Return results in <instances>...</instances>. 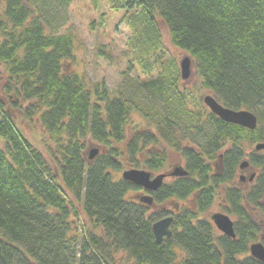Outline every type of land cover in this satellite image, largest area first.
I'll return each mask as SVG.
<instances>
[{
  "label": "trees",
  "instance_id": "1",
  "mask_svg": "<svg viewBox=\"0 0 264 264\" xmlns=\"http://www.w3.org/2000/svg\"><path fill=\"white\" fill-rule=\"evenodd\" d=\"M71 2L0 0V264H124L126 256L125 264H263L250 246L264 244L255 219L264 218V150L256 149L264 142V0H107L129 11L132 66L160 68L148 86L163 98L172 92L155 112L68 67ZM158 20L194 58L202 87L226 107L253 111L256 129L218 118L202 96L199 109L189 106L177 68L163 72ZM136 111L145 126L128 138ZM17 114L42 126L51 162ZM90 142L107 154L90 160ZM166 146L184 158L187 175L164 182L147 205L129 194L143 188L113 171L123 157L129 169L163 168ZM244 159L257 170L251 182L239 175ZM216 202L234 216L235 238L206 217ZM167 214L173 236L158 244L152 226Z\"/></svg>",
  "mask_w": 264,
  "mask_h": 264
},
{
  "label": "rangeland",
  "instance_id": "2",
  "mask_svg": "<svg viewBox=\"0 0 264 264\" xmlns=\"http://www.w3.org/2000/svg\"><path fill=\"white\" fill-rule=\"evenodd\" d=\"M104 13V24H100L101 15ZM129 11H113L107 6V0H72L70 6L67 9L65 17L67 19L64 24L65 29L70 27L76 34L74 55L73 58L66 62L69 68L76 71L81 75H85L91 82L103 81L106 83L110 92L113 94H121V96L131 100L134 99L138 106L143 111H160L164 110L165 97H170L172 92L165 93L164 98L161 97L154 89L149 88L148 83L157 78L158 70L160 68H154V70L148 74H145L143 68L139 65L132 66L131 53L129 56L125 54L127 50L128 37L130 35V28L124 18L127 17ZM159 27L162 33L164 46L167 49L166 55V68L163 70L166 74H170L171 70L177 68L178 84L186 94L191 93L193 96L188 95V103L191 108H198L199 98L205 95L213 93L202 87L201 78L196 73L194 58L190 53L173 45L170 40L167 26L158 20ZM185 57H190L193 62L191 67V75L188 79L181 77L180 62ZM174 68L171 67L172 64ZM132 67V68H131ZM176 71V70H174ZM5 80L4 74L0 69V93H3L2 87ZM156 91V92H154ZM190 110H192L190 107ZM202 106V104H201ZM204 106H206L204 104ZM203 107V106H202ZM184 115V114H183ZM20 127L24 134L38 147L46 156L49 162L51 159L48 156V152L45 149L46 137L42 130V126L37 122L28 121L23 119L17 114ZM131 124L127 126L128 138H131L134 134L133 128H140L145 126V118L142 112H134L131 117ZM186 119V118H185ZM167 147V146H166ZM168 148V147H167ZM166 148V149H167ZM95 158L104 154H107V150L102 148L95 142L88 143V156L92 151H95ZM168 158L166 165L156 171H147L152 173V177H155L162 173H170L176 167H185L184 158L176 151L168 148ZM119 160V164L116 170H114V178H122L123 171L129 169V159L123 157ZM246 160L244 159L243 162ZM143 168V167H142ZM256 169L253 167H245L241 170L239 175L250 176L252 173H256ZM172 181V177H167L164 182L168 183ZM248 184V182H247ZM130 195L143 194L140 190H131ZM161 206L168 208L170 206L167 202L161 203ZM224 213L219 203L216 202L207 212L206 217L212 220L211 217L215 213ZM226 213V212H225ZM164 217V216H162ZM232 219H235L231 215ZM257 222L261 225L262 232H264V218L256 216ZM173 226V225H172ZM172 228V227H171ZM173 230V229H172ZM219 231V230H218ZM222 233V232H221ZM123 263H126L127 256L124 258Z\"/></svg>",
  "mask_w": 264,
  "mask_h": 264
},
{
  "label": "water",
  "instance_id": "3",
  "mask_svg": "<svg viewBox=\"0 0 264 264\" xmlns=\"http://www.w3.org/2000/svg\"><path fill=\"white\" fill-rule=\"evenodd\" d=\"M193 65L190 57H185L180 62L181 77L185 80L191 75V67ZM204 103L210 108V110L216 114L220 119L249 128L251 130L256 129L258 118L253 111L242 109L235 110L224 106L220 103L212 94L204 96ZM257 150L264 149V142L256 145ZM97 150L92 151L89 158L93 160L95 158ZM248 163L245 161L241 164V168L247 167ZM184 176L187 175V171L182 167H176L170 173H162L155 177H152L150 171L145 169L131 168L123 171L122 178L135 185H138L146 191L145 194L139 197L141 202L147 205H152L154 202V197L151 192L158 190L166 176ZM253 176V175H252ZM243 179V177L241 178ZM252 179V177H251ZM212 220L216 227L223 232V234L236 237L234 229V221L226 213H215L212 215ZM174 222L173 215H166L153 223V232L158 244L162 243L164 239L171 238L173 235L172 224ZM251 255L261 261L264 264V244L262 242H255L250 246Z\"/></svg>",
  "mask_w": 264,
  "mask_h": 264
},
{
  "label": "flooded vegetation",
  "instance_id": "4",
  "mask_svg": "<svg viewBox=\"0 0 264 264\" xmlns=\"http://www.w3.org/2000/svg\"><path fill=\"white\" fill-rule=\"evenodd\" d=\"M167 177H170V176H167ZM167 177H166V178H167Z\"/></svg>",
  "mask_w": 264,
  "mask_h": 264
}]
</instances>
